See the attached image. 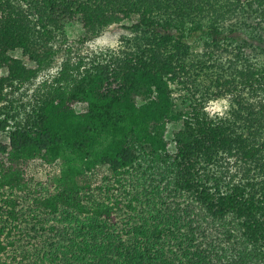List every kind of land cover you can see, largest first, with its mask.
Instances as JSON below:
<instances>
[{"label": "trees", "instance_id": "trees-1", "mask_svg": "<svg viewBox=\"0 0 264 264\" xmlns=\"http://www.w3.org/2000/svg\"><path fill=\"white\" fill-rule=\"evenodd\" d=\"M73 19L132 33L25 99ZM1 67L0 264H264V0H0Z\"/></svg>", "mask_w": 264, "mask_h": 264}, {"label": "rangeland", "instance_id": "rangeland-1", "mask_svg": "<svg viewBox=\"0 0 264 264\" xmlns=\"http://www.w3.org/2000/svg\"><path fill=\"white\" fill-rule=\"evenodd\" d=\"M124 24H126L127 27ZM64 25L65 39L63 42H55V48L57 49V52L54 60L52 61L53 63L48 69L39 73L37 77L32 80L30 84H28V89L24 90L23 92V97L25 99L31 97V92L33 91V89L44 78H50L60 68L61 61L64 58L68 56H71V58L85 57L87 60L95 54H98L99 52L105 53L110 49L117 50L120 45V36L129 35L132 33V28L128 27V25H130V21H123L122 23H113L107 26L99 36L81 42L80 40L85 34V29L82 27L80 20L73 19L72 21H67ZM206 40H208L206 34H201L200 39L192 40L189 51V57L191 61H195L198 59H201L206 63H210L212 61V59H210L207 54L208 49L204 45V42ZM252 44L257 45V41H252ZM234 45L235 42H232L231 40L227 44V48H229L231 52H236V50L238 49H235ZM231 52L224 53V55H230ZM256 52L258 53V50L254 51L250 47H246L245 49V54L248 55L256 56ZM10 54L22 58L28 66H35L34 61L30 60L26 55H24L20 49L11 50ZM225 58L228 59V57ZM228 60L232 59L229 58ZM234 60L238 65L239 63L237 62V59ZM211 70L212 68L210 70L208 69L209 72H212ZM6 72V67L0 68V75L6 74ZM173 86L176 87L175 85ZM179 92H183V90L177 89L176 91H174V94L178 96ZM230 103L231 101L229 95H226L225 97L210 99L205 105V110L212 116L223 117L228 114L231 107ZM167 136H170V132L167 133ZM47 173L48 172L46 168H44V165L40 161L33 160L27 169L28 177L33 179L45 180L47 178ZM28 221L29 220H26V223L24 224L25 227L21 232H24L25 229L28 230L30 228L31 224ZM16 240L18 246H25L24 242H26V239L24 237H19ZM65 244H69L68 240H66Z\"/></svg>", "mask_w": 264, "mask_h": 264}]
</instances>
